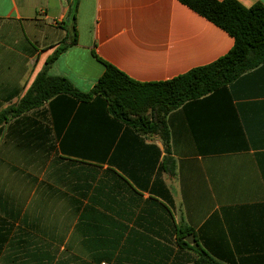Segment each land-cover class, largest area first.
Segmentation results:
<instances>
[{
  "label": "crops",
  "instance_id": "0c3cea01",
  "mask_svg": "<svg viewBox=\"0 0 264 264\" xmlns=\"http://www.w3.org/2000/svg\"><path fill=\"white\" fill-rule=\"evenodd\" d=\"M71 2L0 0V113L68 38ZM77 34L48 75L83 93L102 62L165 82L235 44L178 0H79ZM166 121L168 148L102 100L59 97L1 125L0 264H264V64Z\"/></svg>",
  "mask_w": 264,
  "mask_h": 264
},
{
  "label": "trees",
  "instance_id": "16d2710c",
  "mask_svg": "<svg viewBox=\"0 0 264 264\" xmlns=\"http://www.w3.org/2000/svg\"><path fill=\"white\" fill-rule=\"evenodd\" d=\"M208 19L235 39L233 49L215 63L194 69L172 80L141 83L132 80L115 66L102 62L105 72L94 88L83 93L64 77H51L48 70L68 48L77 44L79 0L70 4L68 38L55 50L38 73L21 101L0 113V126L11 118L41 108L59 97L88 103L102 100L116 119L142 134H157L166 148L170 142L168 115L185 102L199 99L229 85L245 73L264 64V5L246 8L237 0H178ZM184 245L188 243L183 242ZM193 264H220L206 253Z\"/></svg>",
  "mask_w": 264,
  "mask_h": 264
},
{
  "label": "water",
  "instance_id": "95a60500",
  "mask_svg": "<svg viewBox=\"0 0 264 264\" xmlns=\"http://www.w3.org/2000/svg\"><path fill=\"white\" fill-rule=\"evenodd\" d=\"M187 241L190 242L189 239H187Z\"/></svg>",
  "mask_w": 264,
  "mask_h": 264
}]
</instances>
